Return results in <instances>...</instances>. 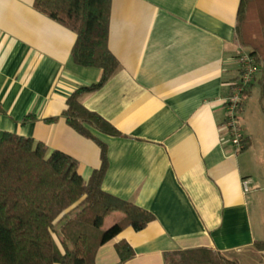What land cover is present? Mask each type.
<instances>
[{
    "label": "crops",
    "instance_id": "crops-1",
    "mask_svg": "<svg viewBox=\"0 0 264 264\" xmlns=\"http://www.w3.org/2000/svg\"><path fill=\"white\" fill-rule=\"evenodd\" d=\"M33 1L0 0V138L18 133L49 152L67 153L87 181L100 166V148L62 113L73 90L96 83L101 69L75 64V33L35 10ZM238 5L111 0L108 47L119 67L81 102L124 135L90 129L107 145L102 189L154 220L140 231L123 229L99 248L94 264H164V252L193 247L216 249L239 264H264V249L254 245L264 240L261 89L259 111L244 110L253 84L260 86L259 71L241 94L238 153L225 123V99L240 77L241 52H248L235 40ZM27 114L33 120L21 125ZM119 240L134 251L124 262L115 250Z\"/></svg>",
    "mask_w": 264,
    "mask_h": 264
},
{
    "label": "trees",
    "instance_id": "trees-1",
    "mask_svg": "<svg viewBox=\"0 0 264 264\" xmlns=\"http://www.w3.org/2000/svg\"><path fill=\"white\" fill-rule=\"evenodd\" d=\"M33 7L76 35L73 62L101 69L96 83L78 86L66 99L67 124L100 148L101 163L85 181L75 158L31 137L5 132L0 138V264H94L99 248L123 229L142 230L154 216L149 211L102 189L109 166L107 145L94 136L122 137L118 129L81 97L101 89L119 67L108 47L111 0H34ZM235 40L246 48L260 72L264 93V0H239ZM247 93H243V98ZM264 95V94H263ZM241 102V101H240ZM242 102L239 103V109ZM0 113L4 111L0 108ZM25 115L20 124L32 121ZM51 120V119H49ZM121 217L109 228L105 218ZM264 249V240H255ZM119 261L133 257L125 240L115 243ZM164 264H239L220 251L193 247L163 253Z\"/></svg>",
    "mask_w": 264,
    "mask_h": 264
},
{
    "label": "built area",
    "instance_id": "built-area-1",
    "mask_svg": "<svg viewBox=\"0 0 264 264\" xmlns=\"http://www.w3.org/2000/svg\"><path fill=\"white\" fill-rule=\"evenodd\" d=\"M257 71L258 69L248 52H241L240 77L235 87V91H233L225 99V107L227 112L225 123L229 132L230 142L235 153H238L244 146V136L237 120L241 94L245 87L253 80Z\"/></svg>",
    "mask_w": 264,
    "mask_h": 264
},
{
    "label": "rangeland",
    "instance_id": "rangeland-1",
    "mask_svg": "<svg viewBox=\"0 0 264 264\" xmlns=\"http://www.w3.org/2000/svg\"><path fill=\"white\" fill-rule=\"evenodd\" d=\"M260 74V73H259ZM260 76V75H259ZM259 89H260V86L258 84V82H255L251 88V95L252 96H249L247 99H246V102H245V112L248 111V112H256V111H259V106L258 104L256 103L257 102V95L259 94ZM244 116L243 115V119L244 120ZM121 217V213L120 212H114V213H111L110 215H108L106 218H105V222H104V225L103 227L104 228H109L112 224V221H116L118 220L119 218Z\"/></svg>",
    "mask_w": 264,
    "mask_h": 264
}]
</instances>
